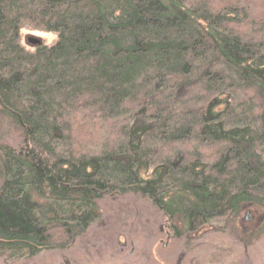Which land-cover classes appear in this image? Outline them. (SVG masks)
<instances>
[{"label": "trees", "instance_id": "obj_1", "mask_svg": "<svg viewBox=\"0 0 264 264\" xmlns=\"http://www.w3.org/2000/svg\"><path fill=\"white\" fill-rule=\"evenodd\" d=\"M24 26L54 44L26 51ZM128 195L192 264L231 256L215 226L244 248L264 234V0H0V264L77 250Z\"/></svg>", "mask_w": 264, "mask_h": 264}, {"label": "rangeland", "instance_id": "obj_2", "mask_svg": "<svg viewBox=\"0 0 264 264\" xmlns=\"http://www.w3.org/2000/svg\"><path fill=\"white\" fill-rule=\"evenodd\" d=\"M30 39L39 41L40 45L51 46L56 40V35L24 26L20 30V44L26 51L33 52L36 47L29 44ZM11 137L14 144L20 143L21 140L16 135ZM99 209L100 221L92 226L89 236L77 250L75 247L70 251L46 253L19 264H76L75 260L77 264H91L90 259L82 261L79 258L81 252H89L91 259H106L111 262L110 264L121 262L123 253L133 260L126 248L127 240L132 236L135 239L140 238L139 241H141L139 244L141 259L138 264H192L194 262L193 254L187 253L188 251L184 248V241L171 239L167 235L164 216L147 201L128 195L105 199L99 203ZM246 213L250 215V222H245ZM242 220L248 228L255 231L260 227L262 217L250 208H245L242 212ZM214 229L216 230L211 233L213 234L211 238H214L215 242L220 244L219 247L231 255L225 258L223 264H264V234L251 246L244 248L233 242V237L229 236L221 226H215ZM205 246H207L205 250L202 248L194 255L200 258L199 260L207 262L213 258L214 252L210 242Z\"/></svg>", "mask_w": 264, "mask_h": 264}, {"label": "water", "instance_id": "obj_3", "mask_svg": "<svg viewBox=\"0 0 264 264\" xmlns=\"http://www.w3.org/2000/svg\"><path fill=\"white\" fill-rule=\"evenodd\" d=\"M29 44L38 47L40 45L39 41L35 40V39H30L29 40ZM251 218L249 213H246V217H245V222H250Z\"/></svg>", "mask_w": 264, "mask_h": 264}]
</instances>
